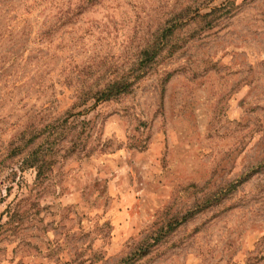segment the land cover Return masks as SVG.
<instances>
[{"label": "rangeland", "instance_id": "1", "mask_svg": "<svg viewBox=\"0 0 264 264\" xmlns=\"http://www.w3.org/2000/svg\"><path fill=\"white\" fill-rule=\"evenodd\" d=\"M0 225V264H264V0H0Z\"/></svg>", "mask_w": 264, "mask_h": 264}, {"label": "trees", "instance_id": "2", "mask_svg": "<svg viewBox=\"0 0 264 264\" xmlns=\"http://www.w3.org/2000/svg\"><path fill=\"white\" fill-rule=\"evenodd\" d=\"M223 10V8H221ZM149 54V53H147ZM151 55H149L150 58ZM129 88L128 84H125L124 81L122 82H116L114 84H111L105 90L102 92L96 93V101H107L112 99L113 97L119 96L122 93L126 92ZM47 129H50L48 135L46 136V140L44 145L41 144L37 148L33 149L27 156H25L22 160V166L26 169H34L36 171V178H35V186H42V183L47 179L48 173L51 171L52 166L54 164V156L55 151L54 147L58 144L62 137L66 134V128L58 126H49ZM47 131V130H46ZM45 133L42 132H36V134H32L31 139L28 141L27 144L32 143V141L39 136H44ZM24 146H17L14 148L15 155L22 154V150ZM236 185L232 186L234 189ZM18 214V213H17ZM18 215L14 214L10 216L11 221H15ZM187 218H184L186 220ZM177 225V224H176ZM4 226L0 225V230L3 229ZM170 231H174V227L171 226L167 233ZM148 249L142 250L140 252L141 254H146Z\"/></svg>", "mask_w": 264, "mask_h": 264}]
</instances>
